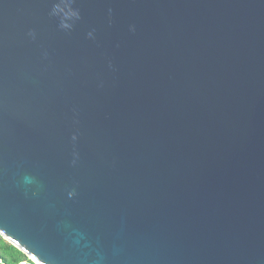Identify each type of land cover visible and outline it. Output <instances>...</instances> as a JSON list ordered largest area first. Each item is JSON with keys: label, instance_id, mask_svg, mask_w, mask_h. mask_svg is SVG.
<instances>
[{"label": "water", "instance_id": "1", "mask_svg": "<svg viewBox=\"0 0 264 264\" xmlns=\"http://www.w3.org/2000/svg\"><path fill=\"white\" fill-rule=\"evenodd\" d=\"M0 234L264 264V0H0Z\"/></svg>", "mask_w": 264, "mask_h": 264}, {"label": "trees", "instance_id": "2", "mask_svg": "<svg viewBox=\"0 0 264 264\" xmlns=\"http://www.w3.org/2000/svg\"><path fill=\"white\" fill-rule=\"evenodd\" d=\"M0 260L4 264H37L24 251L0 234Z\"/></svg>", "mask_w": 264, "mask_h": 264}, {"label": "clouds", "instance_id": "3", "mask_svg": "<svg viewBox=\"0 0 264 264\" xmlns=\"http://www.w3.org/2000/svg\"><path fill=\"white\" fill-rule=\"evenodd\" d=\"M3 242L0 241V244H2ZM0 264H4L3 260H0Z\"/></svg>", "mask_w": 264, "mask_h": 264}]
</instances>
